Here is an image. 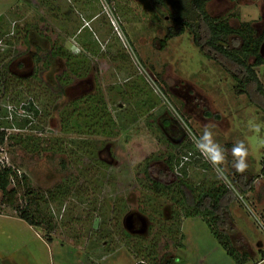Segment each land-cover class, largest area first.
I'll list each match as a JSON object with an SVG mask.
<instances>
[{
  "label": "rangeland",
  "instance_id": "rangeland-1",
  "mask_svg": "<svg viewBox=\"0 0 264 264\" xmlns=\"http://www.w3.org/2000/svg\"><path fill=\"white\" fill-rule=\"evenodd\" d=\"M89 1L0 0V124H12L5 130L11 137L0 146V164L14 168L19 178L9 185L17 190L11 203L0 193V264H143L140 250L153 246L158 257L174 256L173 264H236L199 217L181 218L179 234L167 235L173 205L154 200L137 178L147 156L193 141L206 128L227 150L226 162L221 169L210 163L208 171L190 167L188 180L227 178L233 190L222 201L225 227L250 252L245 264H264V112L235 94L230 75L199 51L189 31L160 48L169 21L151 0H94L99 14L94 20L84 10ZM207 10L228 17L232 26L249 21L257 32L264 27V0H208ZM53 43L72 58L88 54L87 62L72 64L75 76L61 95L57 75L64 61L44 58ZM34 50L43 58L38 64ZM116 52L122 55L112 61ZM261 54L264 58V42ZM255 70L264 84V63ZM129 76L144 81L154 101L136 108L121 132L120 112L132 103L119 95L117 83L122 89ZM94 85L109 102L117 134L63 132L60 112ZM31 102L40 114L25 110L22 116L21 103ZM239 141L248 149V168L238 173L242 179L231 155ZM36 143L39 152L32 151ZM153 166L165 168L160 161ZM247 178L251 188L241 192ZM26 190L37 196L30 198ZM24 207L40 215L43 228L19 217Z\"/></svg>",
  "mask_w": 264,
  "mask_h": 264
},
{
  "label": "trees",
  "instance_id": "trees-1",
  "mask_svg": "<svg viewBox=\"0 0 264 264\" xmlns=\"http://www.w3.org/2000/svg\"><path fill=\"white\" fill-rule=\"evenodd\" d=\"M151 2L165 12L169 21L163 36L158 39L160 48H163L170 38L181 35L186 30L189 31L199 51L205 57L219 64L230 75L234 81L233 91L235 94L245 95L252 104L264 112V84L255 70L256 67L264 63L261 54L264 27L260 32H257L249 21H242L237 26H232L228 17L221 18L208 12V0H151ZM24 41L26 44L28 43L26 36ZM55 54L63 59L68 58L64 61L65 69L57 75L61 95L65 84H69L68 78L75 76L76 69L72 64L80 63V58L84 57L80 55L79 60L77 57L72 58L59 46H57L55 53H51V55ZM251 58L253 60L250 61ZM69 59H71L70 62ZM24 107L35 116L40 114L32 103ZM69 109L70 111H68ZM206 114L210 113L206 112ZM215 116L217 117V115ZM59 120L63 132L105 136L116 135L118 132V130L114 131L116 121L109 112L107 103L97 86L91 93H82L78 97L71 98L70 102L60 112ZM23 124L18 123L16 125L21 127ZM164 124L169 126L170 122L165 120ZM10 125L12 124L9 126L8 124H0V146L11 137L5 131ZM37 139L34 140L37 142ZM16 140L23 143V139L19 137ZM170 148L173 149L147 156L144 162L139 165L140 170L137 171V178L143 190L149 191L154 200L162 201V203L168 200L173 205L168 218L171 225L168 229L165 228L166 234L174 236L179 234L181 218L199 217L205 221L210 233L226 254L236 264H245L251 259L250 252L243 248V245L238 246L234 240L235 236L231 233V228L228 231L225 227L227 222L225 220L226 208L222 201L228 195L229 189L220 179L203 178L201 182L196 184L189 182L188 170L190 167H198L204 171L210 170L209 164L202 159L190 141L186 143L182 140L180 144H174ZM40 150L38 143L34 144L32 151L39 152ZM188 152L191 153L189 160L184 161L179 166L182 157L186 156ZM157 161L162 162L165 168L157 167L156 169L155 166L153 168L152 165ZM152 169L155 170V174L152 173ZM260 171L264 174V165ZM140 173L143 174L142 178L139 177ZM237 176L240 179L243 178L241 174ZM21 178L26 180L24 175ZM18 180V174L14 168L0 164V193L4 202L11 203L14 200L17 190L15 187L9 188V185L13 181L18 182ZM233 184H238L236 179L233 180ZM251 184L252 178H247L244 180V186L240 187L239 190L245 192V188L250 189ZM25 193L32 194L30 198L37 196L32 190H26ZM160 215L163 213L161 212ZM19 217L33 227L43 228L42 222L37 220L40 219V215H34L26 207L21 209ZM47 224L50 225V223ZM124 234L129 235L127 232ZM47 239L51 241V237L47 236ZM154 249L153 246V248H148L145 251L140 250L143 258H140L139 261L143 264L174 263V256L163 254L158 257Z\"/></svg>",
  "mask_w": 264,
  "mask_h": 264
},
{
  "label": "crops",
  "instance_id": "crops-1",
  "mask_svg": "<svg viewBox=\"0 0 264 264\" xmlns=\"http://www.w3.org/2000/svg\"><path fill=\"white\" fill-rule=\"evenodd\" d=\"M93 3H91L90 1L88 2V4L86 5V7H85V11H87V12H89L88 13V15H86L87 16V18L89 19V20H94V19H96V17H98V12H97V6L95 5V1L94 0H91ZM90 3V4H89ZM80 29V28H79ZM79 29H76V32L79 30ZM84 38H86L85 36H83ZM91 36H90V34L88 35V38H90ZM83 39V38H82ZM86 40V39H85ZM90 40V39H89ZM90 41H92V40H90ZM94 44V43H93ZM96 45V44H95ZM57 46H59L58 44H56V43H53L52 45H50V48H48L49 49V56L48 57H44L45 59L46 58H52V61H54V59H56L57 57H60V56H58V55H51V53H55L56 52V49H57ZM59 47H63L62 49L64 50V51H66V53H68L69 55H70V57H72V54L70 53V51H68L66 48H64V46H59ZM48 49H47V51H48ZM35 51V53L33 54V56H32V59L34 60V63H36L37 62V64L40 62V61H43L41 58H39L38 56V52H37V50H34ZM37 52V53H36ZM117 53V52H116ZM116 53H114L113 55H111V60L112 61H117V59L119 58V57H121V55L122 54H116ZM85 55H86V57H85ZM83 54L82 56L84 57V58H80V63H83L84 61L85 62H87V60H88V54ZM39 58V59H38ZM61 58V57H60ZM36 59H38V61H36L35 62V60ZM68 58H65V59H63L62 58V61H66ZM47 60V59H46ZM77 60H79V58H77ZM51 60H47V63L48 62H50ZM69 62H70V59H69ZM65 63V62H64ZM65 66V65H64ZM65 69V68H64ZM63 69V70H64ZM62 70V71H63ZM61 71V72H62ZM60 73V72H59ZM127 80L125 81L124 80V82H123V85H121V87H122V89H120V85L117 83V89H118V93H119V95L120 96H122V95H125L126 97L125 98H129L130 100H128V103H132V104H130V106L128 107V108H123L124 110H121V112H120V114H121V116H122V118H121V121L124 123V127L123 128H121L120 129V131L122 132L123 130H126L127 129V127H126V124L125 123H127V121H129L130 120V118H132L133 117V114H134V111H135V109L136 108H141V106L143 105V104H147V103H149L150 104V102H153L154 101V98H153V95L151 94V92H149L148 90H147V86H146V84H145V82L144 81H137V80H130L131 79V77L129 76V77H127L126 78ZM130 80V81H129ZM127 81H129V82H127ZM57 83L59 84V82L57 81ZM95 85L92 87L93 88V91H94V89H95ZM98 87V86H97ZM99 89H100V87H99ZM124 90H126L127 92H125L124 93ZM148 91V94H145V91ZM87 92H81L80 94H82V93H88L89 92V90H86ZM93 91H91L90 90V93L91 92H93ZM100 91H101V93H102V95H103V91H102V89H100ZM79 96V94H76V97H78ZM103 97H104V100L106 101V98H105V96L103 95ZM132 99V100H131ZM133 102H136V104H133ZM106 103H109V102H107L106 101ZM137 105V106H136ZM107 106H108V104H107ZM108 109L110 110V107L108 106ZM122 109V108H121Z\"/></svg>",
  "mask_w": 264,
  "mask_h": 264
},
{
  "label": "clouds",
  "instance_id": "clouds-1",
  "mask_svg": "<svg viewBox=\"0 0 264 264\" xmlns=\"http://www.w3.org/2000/svg\"><path fill=\"white\" fill-rule=\"evenodd\" d=\"M254 131L259 132L260 126L253 124ZM193 143L197 150L213 165L216 169H221L226 162V149L215 142L213 133L209 129H205L202 135L193 138ZM233 157L232 167L237 173L243 174L248 168L247 156L248 149L243 141H239L233 145L231 149Z\"/></svg>",
  "mask_w": 264,
  "mask_h": 264
},
{
  "label": "built area",
  "instance_id": "built-area-1",
  "mask_svg": "<svg viewBox=\"0 0 264 264\" xmlns=\"http://www.w3.org/2000/svg\"><path fill=\"white\" fill-rule=\"evenodd\" d=\"M103 9H104V11H106V7L104 6L103 7ZM109 12V8H108V11H107V13ZM28 103V102H27ZM27 103H21V108H22V112H21V115L22 116H24V113H25V107L24 106H26L27 105ZM32 103V105H33V102H31ZM34 106V105H33ZM194 138V136H192V139ZM192 144H193V146H194V148L197 150V148H196V145L193 143V141L191 140L190 141ZM198 152H199V154L201 155V157H202V159L203 160H205L208 164H209V166H210V162H208L207 161V159L205 158V156L204 155H202L201 154V152L199 151V150H197ZM191 153L190 152H188V154L186 155V156H183L182 157V160L180 161V163H179V166H181L183 163H184V161H188L189 160V155H190ZM213 166V165H212ZM215 171H216V169H215ZM177 172V171H176ZM178 173V172H177ZM179 174V173H178ZM222 176H223V178H222V180H223V183L226 185V187L229 189V190H233V187H232V185L229 183V181L227 180V178L223 175V174H221ZM234 192H235V194H237L238 195V197L241 199L242 198V196L240 195V194H238V192L234 189Z\"/></svg>",
  "mask_w": 264,
  "mask_h": 264
}]
</instances>
